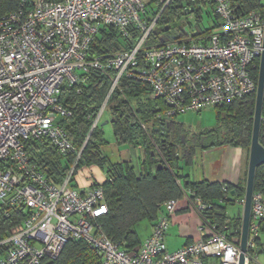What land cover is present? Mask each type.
<instances>
[{"label":"built area","instance_id":"1","mask_svg":"<svg viewBox=\"0 0 264 264\" xmlns=\"http://www.w3.org/2000/svg\"><path fill=\"white\" fill-rule=\"evenodd\" d=\"M175 0H21L18 11L0 18V204L24 207L20 227L0 241V264H42L57 259L65 244L80 240L100 264H238L240 237L228 239L202 221V238L169 251L165 238L177 200L163 203L149 237L132 250L108 238L98 220L108 207L101 185L72 186L84 145L76 146L58 124L72 110L61 100L65 88L88 81L92 72L111 73V85L90 120L99 125L121 79L150 89L165 110L156 120L213 109L256 91L253 72L264 52L263 12L241 13L243 0H198L183 7V21L209 8L218 31L181 28L179 38L158 30V20ZM200 19V15L198 17ZM125 43L115 52L94 54L101 31ZM174 36V35H173ZM47 140L71 164L63 179L50 182L32 162L27 143ZM103 181L99 182L102 183ZM225 192L220 202L231 196ZM189 205L200 218L212 206L191 192ZM234 204L243 207L244 198ZM264 195L254 192L243 264H259ZM206 231L209 234L206 235Z\"/></svg>","mask_w":264,"mask_h":264},{"label":"trees","instance_id":"2","mask_svg":"<svg viewBox=\"0 0 264 264\" xmlns=\"http://www.w3.org/2000/svg\"><path fill=\"white\" fill-rule=\"evenodd\" d=\"M192 1L198 0H175L159 18L158 30L164 32L167 28V36L179 38L182 35L179 22L183 18V7L191 5ZM242 4L241 13L252 9L263 12V6L256 0H243ZM20 7L21 0H0V18L18 11ZM199 15L200 11L195 15L197 20ZM119 47H125V43L113 31L103 30L101 39L92 48V52L93 55L102 51L115 52ZM257 76L258 68L253 72L256 81ZM110 85L111 73L105 76L92 72L88 81L80 86L79 93L76 88H65L61 100L72 110V116L58 120L76 148L84 145L78 171L91 173L92 176L97 173L95 170H99L105 175L102 183L96 180L93 182V186L103 187L108 207L107 214L98 220L105 235L114 242H122L127 250L135 249L142 241L138 225L141 222L153 224L163 211L164 202L180 199L191 192L212 206L203 213L202 221L215 231L225 234L228 239L240 237L241 212L231 216L227 213V207L234 205L236 198L244 196L246 177L242 186L188 182L181 178L179 166L182 160L188 165L193 157L194 147L201 145L205 149L219 146L241 148L248 157L255 92L223 104L220 110V107L213 108L217 114L216 127L186 138V130L176 122V118L168 121L155 119L156 114L165 110V105L161 100L150 98L151 92L146 85L132 79H121L108 99L106 110L109 111L115 145L138 148L141 151L144 170L136 176L132 166L127 163H108L103 153L108 142L103 137L100 123L90 132V120L87 118L98 112ZM261 116L259 143L264 147V95ZM201 138L206 142H201ZM26 149L32 162L50 182L58 184L63 179L71 158L61 157L47 140L38 143L30 141ZM223 190L231 197L220 202L225 194ZM254 192L264 195V165L255 171ZM25 215L26 210L22 206L4 207L0 204V241L20 227ZM258 245L259 255L264 257V222L260 226ZM42 264H100V261L99 256L84 242L72 240L65 244L57 259L43 261Z\"/></svg>","mask_w":264,"mask_h":264},{"label":"crops","instance_id":"3","mask_svg":"<svg viewBox=\"0 0 264 264\" xmlns=\"http://www.w3.org/2000/svg\"><path fill=\"white\" fill-rule=\"evenodd\" d=\"M176 122H178V120ZM179 123L183 125L186 130L184 124L180 121ZM199 133L200 132L192 134ZM190 137L191 135L189 138ZM183 140L184 138L182 141ZM132 151L134 152V156L140 167L138 172L133 169L134 174L138 176L143 173L144 170L141 157L142 154L138 148H131L129 146L118 147L115 144H108L103 148V153L109 164L123 162L131 166ZM247 166L248 157H246L245 152L241 148L219 146L205 149L201 145L199 147H194L193 157L190 159L188 165L184 164V160L180 162L179 174L181 178H184L188 182H207L242 186L246 177ZM95 171H97L98 175L92 174L91 176V173L84 174L82 172L79 175L77 174L72 182V186L76 190L82 192L89 189L95 180L96 182L103 181L105 176L104 173L99 170ZM181 180L183 182V179ZM184 196L186 198L187 206L190 207L187 194ZM177 206L178 204L176 203L175 210L168 219L169 227L165 243L169 251H175L186 244L197 242L202 238L201 232L198 233L196 230V225L199 224L197 217L192 218L189 214L182 215L186 211L185 208L182 209L184 205L180 208H177ZM189 218L190 222L188 220ZM153 225L154 223L149 224L147 222H141L138 225L137 230L140 234L141 240L150 236ZM205 233L206 235L209 234L208 231Z\"/></svg>","mask_w":264,"mask_h":264},{"label":"rangeland","instance_id":"4","mask_svg":"<svg viewBox=\"0 0 264 264\" xmlns=\"http://www.w3.org/2000/svg\"><path fill=\"white\" fill-rule=\"evenodd\" d=\"M213 20H214V17L212 16L211 11L209 10V8H206L203 10V12L200 13V19L198 18V20L196 21L195 18H188V20H187L188 25L186 23V20H184L183 21L184 23H182V24L186 23V25H183V28L185 30H188L189 29L188 27L193 26L196 29L195 31H197V32L210 33L212 31H218V30H216V28L213 25ZM179 24H180V26H182L181 21L179 22ZM219 107L220 108L217 107L219 110L222 109V105ZM218 109H217V111H218ZM216 115L217 114H216L214 109H206V110L201 111L200 113H190V114L181 115L176 119V121L178 120V122L179 121L182 122L184 124V126L186 127V130H187L186 138H187L190 135H192V133H198L201 131H206V130H210V129L215 128L217 125ZM110 121L111 120H110V116H109V111L106 110L104 112V115L102 116V118L100 120V126H101V129L103 132L104 139L108 142V144L113 145V144H115V142H114V137H113L112 127H111ZM201 142H206V141H205V139L201 138ZM131 158H132L131 166L134 169V171L136 170V172H138L140 167L138 166V163H137V160L134 156L133 151H132ZM79 174H80V172L78 173V175ZM94 174L98 175L97 173H94ZM177 204H178L177 208H180L181 206L184 205L182 207V209L183 208L186 209V211L182 215L189 214L192 218L197 217L199 224L196 225V230L199 233L200 228L202 226L201 218L199 217V215L196 213V211L194 209L187 206L186 198L184 195L182 198L177 199ZM237 212H241L240 214H242V207H240L239 205L234 204L232 206L227 207V213L229 215L232 216V215L236 214ZM192 218H191V220H192ZM188 220L190 222V218ZM258 259H259V261H258L259 264H264V257L259 255Z\"/></svg>","mask_w":264,"mask_h":264},{"label":"water","instance_id":"5","mask_svg":"<svg viewBox=\"0 0 264 264\" xmlns=\"http://www.w3.org/2000/svg\"><path fill=\"white\" fill-rule=\"evenodd\" d=\"M264 45V44H263ZM264 95V52L259 60L257 85L255 91V106L253 116V126L251 141L248 153V166L246 173V182L244 188V205L241 214V233L239 242L238 264L244 263V254L246 250V241L248 236V226L250 219V208L252 195L254 193L255 171L258 167L264 165V147L259 143V132L261 124L262 104ZM183 139V138H182Z\"/></svg>","mask_w":264,"mask_h":264},{"label":"bare ground","instance_id":"6","mask_svg":"<svg viewBox=\"0 0 264 264\" xmlns=\"http://www.w3.org/2000/svg\"><path fill=\"white\" fill-rule=\"evenodd\" d=\"M146 239V238H145Z\"/></svg>","mask_w":264,"mask_h":264},{"label":"flooded vegetation","instance_id":"7","mask_svg":"<svg viewBox=\"0 0 264 264\" xmlns=\"http://www.w3.org/2000/svg\"><path fill=\"white\" fill-rule=\"evenodd\" d=\"M167 29V28H166Z\"/></svg>","mask_w":264,"mask_h":264}]
</instances>
